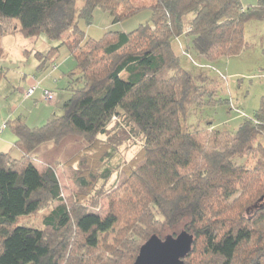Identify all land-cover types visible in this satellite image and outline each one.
Wrapping results in <instances>:
<instances>
[{"label": "trees", "instance_id": "1", "mask_svg": "<svg viewBox=\"0 0 264 264\" xmlns=\"http://www.w3.org/2000/svg\"><path fill=\"white\" fill-rule=\"evenodd\" d=\"M153 1L137 30L93 40L81 21L92 25L101 10L121 23L140 0H0V39L59 43L35 54L36 70L62 47L76 60L61 115L42 127L20 117L6 124L22 156L0 153V264H134L152 236L182 231L194 236L184 264H264V104L236 132L190 124L220 103L221 82L181 65L190 49L210 61L249 50L245 26L264 21V0ZM183 37L191 48L178 51ZM134 139L142 147L124 160L120 147ZM62 164L75 172L70 201L53 168ZM102 200L105 217L92 213ZM40 214L42 228L22 225Z\"/></svg>", "mask_w": 264, "mask_h": 264}, {"label": "rangeland", "instance_id": "2", "mask_svg": "<svg viewBox=\"0 0 264 264\" xmlns=\"http://www.w3.org/2000/svg\"><path fill=\"white\" fill-rule=\"evenodd\" d=\"M241 1L244 7L255 6L258 2V0ZM78 5L81 6V0H78ZM153 5V0H140V6L143 9L121 23H114L113 18L108 13L96 10L92 25L88 26L81 21L79 27L85 32L88 39L93 40L103 38L108 32L130 33L150 20ZM245 39L251 48L235 57H219L210 61L201 59L190 49V55L196 65L187 57H182L184 54L183 51L181 52V65L185 70L207 74L221 82L217 95V100L220 103L204 107L194 115L192 114L189 119L190 124L201 122L199 123L201 129H207L211 126L220 130L236 132L240 124L246 119L253 118L264 104V21L246 24ZM177 43L176 49L178 51L181 50L180 43L185 49L187 45L190 46V40L184 37L179 39ZM58 44L44 35L38 39H26L21 35H11L0 39V48L3 50L0 52V68L6 72L5 77L0 79V111L10 115L17 112L16 116L24 114L26 117L33 113L29 122L31 128L42 127L48 120L36 125L38 120L33 118L38 113L35 109L40 106H42L41 111L44 107L51 106V111L54 114L58 116L62 114L61 108L64 102L61 100L69 98L64 92L68 81L67 78L63 77V74L76 67L75 57L67 47H62L54 63L45 72L36 70L38 63L35 58L37 52L46 54ZM57 68H59L58 71H56ZM55 79L60 82L56 86V101L49 103L43 97L44 91L47 90H43V88L51 85ZM33 87L36 88L35 95L29 97L28 92ZM208 121L212 124L208 125ZM117 139L120 138L117 137ZM260 143L264 146V137L260 139ZM141 147L142 143L138 139H134L121 145L119 155L121 154L124 160L129 161ZM68 149L64 148L65 151H62L63 154L61 153L63 160L69 156ZM12 157L20 159L19 150L14 148ZM35 165L42 172L50 167L48 164L38 161L35 162ZM53 168L61 185L63 197L66 201H70L77 192L75 182L72 179L75 172L63 164ZM111 184L110 182L107 187H110ZM107 211V200H102L98 209L92 210V213L105 217ZM48 212L46 211L45 215ZM45 215L40 214L35 217L24 218L22 225L35 229L42 228V219Z\"/></svg>", "mask_w": 264, "mask_h": 264}, {"label": "water", "instance_id": "3", "mask_svg": "<svg viewBox=\"0 0 264 264\" xmlns=\"http://www.w3.org/2000/svg\"><path fill=\"white\" fill-rule=\"evenodd\" d=\"M193 242L194 236L187 231L163 238L154 235L141 247L134 264H184Z\"/></svg>", "mask_w": 264, "mask_h": 264}, {"label": "crops", "instance_id": "4", "mask_svg": "<svg viewBox=\"0 0 264 264\" xmlns=\"http://www.w3.org/2000/svg\"><path fill=\"white\" fill-rule=\"evenodd\" d=\"M58 70H59V68L56 69V71H58ZM63 77H64V74H63ZM59 84H60L59 80L55 79L51 83V85L46 86L45 88H43V90L47 89V90L53 91L55 93V100L53 102L56 101V94H57L56 93V86H58ZM34 95H35V93H34ZM66 100H67L66 98H63L61 101L65 102ZM44 108H45V110H44ZM44 108H43L42 111H41L42 106H40L39 108L35 109L38 112L35 115V117L33 118L34 120H36V119L38 120L36 122V125H37V123L38 124L39 123H43L45 120L49 119L52 115H54V112L51 111V106L50 107H44ZM16 115H17V112H15L12 115H10V114H6V113L0 111V129L2 127H4V129L0 133V153H9L11 156H12L13 149L16 148L14 144H15L17 139H16L15 135L11 132V130L8 127H6L7 122L11 121V120H14L16 118H19V117L20 118H25L27 120L28 125L31 127L29 122L31 120V117L33 116V113H31V115L29 117H26L24 114H20L18 116H16ZM14 159H18V158H14Z\"/></svg>", "mask_w": 264, "mask_h": 264}, {"label": "built area", "instance_id": "5", "mask_svg": "<svg viewBox=\"0 0 264 264\" xmlns=\"http://www.w3.org/2000/svg\"><path fill=\"white\" fill-rule=\"evenodd\" d=\"M184 54V56H185V53H183ZM187 56V55H186ZM189 57V56H188ZM191 61H193L191 58H189ZM36 92V88L35 87H33V88H31L30 90H29V92H28V96L29 97H31V96H33L34 95V93ZM44 99H45V101H47V102H49V103H52L54 100H55V96H54V93L53 92H51V91H48V90H45L44 91ZM4 129V127H2L1 129H0V133L2 132V130Z\"/></svg>", "mask_w": 264, "mask_h": 264}]
</instances>
